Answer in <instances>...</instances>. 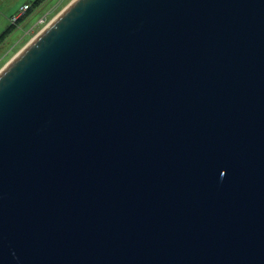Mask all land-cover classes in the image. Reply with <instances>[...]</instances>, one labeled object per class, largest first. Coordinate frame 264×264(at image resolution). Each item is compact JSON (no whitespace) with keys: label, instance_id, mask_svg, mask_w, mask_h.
I'll use <instances>...</instances> for the list:
<instances>
[{"label":"water","instance_id":"1","mask_svg":"<svg viewBox=\"0 0 264 264\" xmlns=\"http://www.w3.org/2000/svg\"><path fill=\"white\" fill-rule=\"evenodd\" d=\"M0 264H264V0H74L0 72Z\"/></svg>","mask_w":264,"mask_h":264},{"label":"rangeland","instance_id":"2","mask_svg":"<svg viewBox=\"0 0 264 264\" xmlns=\"http://www.w3.org/2000/svg\"><path fill=\"white\" fill-rule=\"evenodd\" d=\"M34 1L35 0H0V11L4 10L5 6L9 4H15L12 8H16L15 10L17 11L25 4L31 6ZM73 1L74 0H47L39 8L34 10L24 22L20 23L17 29L0 47V72ZM43 20L46 21L42 23ZM10 24H12V21H9L6 26L8 27ZM0 34H2V32Z\"/></svg>","mask_w":264,"mask_h":264},{"label":"trees","instance_id":"3","mask_svg":"<svg viewBox=\"0 0 264 264\" xmlns=\"http://www.w3.org/2000/svg\"><path fill=\"white\" fill-rule=\"evenodd\" d=\"M47 0H35L25 17H23L18 25L11 24L1 35H0V47L5 43V41L8 39V37L17 29L20 23L24 22L32 13L34 10L39 8L42 4H44Z\"/></svg>","mask_w":264,"mask_h":264},{"label":"crops","instance_id":"4","mask_svg":"<svg viewBox=\"0 0 264 264\" xmlns=\"http://www.w3.org/2000/svg\"><path fill=\"white\" fill-rule=\"evenodd\" d=\"M15 5V4H14ZM13 4H9V5H6L5 6V8H4V10H2V11H0L1 13H0V16H1V21H0V33L2 32H4L8 27L6 26L7 25V23H9V21H11V19L14 17V16H16V15H19V13H20V10H21V8L22 7H24V6H28L29 7V9H30V5H28V4H25L24 6H22V7H20V9H18L17 11L15 10L16 8H12L13 6H14ZM1 35V34H0Z\"/></svg>","mask_w":264,"mask_h":264},{"label":"built area","instance_id":"5","mask_svg":"<svg viewBox=\"0 0 264 264\" xmlns=\"http://www.w3.org/2000/svg\"><path fill=\"white\" fill-rule=\"evenodd\" d=\"M28 11H29V7H28V6H24V7H22L21 10H20L19 15H16V16H14V17L11 19L12 24L17 25V24L19 23V21H20L24 16L27 15ZM45 21H46V20H43L42 23H44Z\"/></svg>","mask_w":264,"mask_h":264}]
</instances>
